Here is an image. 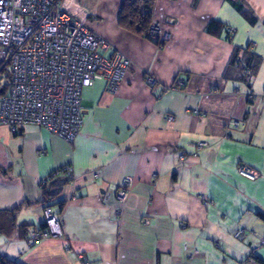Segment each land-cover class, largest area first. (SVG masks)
<instances>
[{"label": "crops", "instance_id": "1", "mask_svg": "<svg viewBox=\"0 0 264 264\" xmlns=\"http://www.w3.org/2000/svg\"><path fill=\"white\" fill-rule=\"evenodd\" d=\"M121 2L76 0L109 43L103 56L120 51L129 67L115 93L104 81L83 88L74 141L0 124V212L18 208L17 225L43 223L44 205L30 204L41 179L65 165L74 179L51 204L65 203L66 240L29 247L21 232H0V255L18 264H264V0H243L254 24L227 0H154L161 45L120 24ZM211 21L222 23L219 35L206 33ZM247 47L259 59L253 77L237 67L225 77L234 50ZM8 83L2 70L0 96ZM239 163L258 177L239 175Z\"/></svg>", "mask_w": 264, "mask_h": 264}, {"label": "built area", "instance_id": "2", "mask_svg": "<svg viewBox=\"0 0 264 264\" xmlns=\"http://www.w3.org/2000/svg\"><path fill=\"white\" fill-rule=\"evenodd\" d=\"M148 37L159 44L168 39L157 21L150 24ZM108 48L107 40L89 28L87 12L76 0H0V73L6 67L9 78L8 90L0 96V124L13 133L18 126L32 124L73 142L84 123L83 88L104 81L106 91L115 93L129 67L120 51L104 57ZM244 75L253 77L250 69ZM147 83L159 84L153 76ZM231 125L236 128L238 122ZM206 145L201 141L198 147ZM62 168L74 180L72 168ZM236 172L247 180L258 177L244 163L237 165ZM131 182L125 177L119 184L118 201L123 202ZM44 221L46 229L32 231L26 238L29 247L48 238L66 240L60 215L51 207L44 208ZM244 233L240 228L234 237L241 241Z\"/></svg>", "mask_w": 264, "mask_h": 264}, {"label": "trees", "instance_id": "3", "mask_svg": "<svg viewBox=\"0 0 264 264\" xmlns=\"http://www.w3.org/2000/svg\"><path fill=\"white\" fill-rule=\"evenodd\" d=\"M229 4L232 5V7L237 10L241 15L244 16V18L249 21V23L254 24L256 22V17L253 15L252 11L248 9L245 6V3L243 0H227ZM122 6L120 10V17L119 22L126 28H129L131 31H134L138 35H142L143 37L147 38L148 40H151L150 37H148V30L150 28V24L152 23V9L154 5V0H122ZM138 28V29H137ZM223 25L220 22L211 21L207 28L206 33L219 35L220 31H222ZM227 33L228 30H225ZM158 45V42H155ZM250 47V46H249ZM248 47L245 48L244 52H241L240 49H235L232 58L228 64V69L225 73V77H228V75L233 71V69L236 70V67L238 68L239 73L244 77H248L244 75L245 69H250L251 73H253L256 70V66L258 65L259 59L257 56L252 55L251 53L247 52ZM242 58V61L240 62V57ZM2 70H6V67H4ZM72 179H70L66 172L61 167L60 169H56L52 171L47 177L41 179L40 183V191L41 199L37 202H30V204L33 205H44L45 207H51V204L59 198L61 195V190L64 187L65 184L68 182H71ZM65 203L58 202L57 207L58 210L55 212L56 214H59V211L62 210ZM9 210L7 212H0V232H6V233H22L24 236V239H26L29 234L32 232H28L29 225L25 223H20V225L16 224V217H15V210ZM38 229H35L33 231H43L47 228V225L45 221L41 225L38 226ZM0 264H18L13 260H8L5 257L0 255Z\"/></svg>", "mask_w": 264, "mask_h": 264}, {"label": "water", "instance_id": "4", "mask_svg": "<svg viewBox=\"0 0 264 264\" xmlns=\"http://www.w3.org/2000/svg\"><path fill=\"white\" fill-rule=\"evenodd\" d=\"M138 29V28H137Z\"/></svg>", "mask_w": 264, "mask_h": 264}]
</instances>
